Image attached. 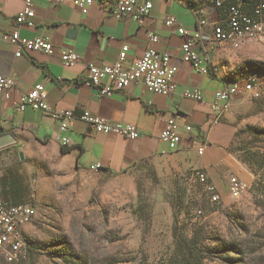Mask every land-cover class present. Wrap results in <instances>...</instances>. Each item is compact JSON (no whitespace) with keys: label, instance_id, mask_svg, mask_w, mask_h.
I'll return each mask as SVG.
<instances>
[{"label":"rangeland","instance_id":"rangeland-1","mask_svg":"<svg viewBox=\"0 0 264 264\" xmlns=\"http://www.w3.org/2000/svg\"><path fill=\"white\" fill-rule=\"evenodd\" d=\"M179 1L223 16L215 0ZM222 49L227 75L255 90L232 98L218 130L264 194V40ZM19 153L0 152V185L3 178L14 181L38 215L27 230L29 255L18 264H264V198L254 192L231 198L229 174L217 180L204 171L164 174L149 163L111 174L77 170L48 146ZM208 185L221 195L219 203L211 202ZM0 264L8 263L0 257Z\"/></svg>","mask_w":264,"mask_h":264},{"label":"crops","instance_id":"crops-1","mask_svg":"<svg viewBox=\"0 0 264 264\" xmlns=\"http://www.w3.org/2000/svg\"><path fill=\"white\" fill-rule=\"evenodd\" d=\"M115 1L95 0L83 13L70 0L60 5L56 0H33L34 16L29 20L34 27L16 28L14 21L24 8V0H0V76L11 78L17 84V91L9 99L0 93V128L4 135L12 134L16 139V144L10 147L19 153L31 145L48 146L77 170L99 166L111 174H125L140 164L149 163L164 174L204 171L214 180L229 174L252 185L253 175L245 164L228 153L221 138L223 132L218 130L223 113L215 108V94L227 83L223 80L225 72L219 70L216 76L195 71L191 63L182 60L185 38L163 22L167 17H174L186 31L194 32L193 9L179 0H146L153 6L150 16L143 24H137L112 14ZM13 32L21 39L43 38L52 44L54 55L17 56L15 48L2 39L3 35ZM151 33L159 37L157 44L149 42ZM123 46L129 47L127 67L149 49L168 54L176 69L174 91L169 95H155L131 85L110 97L100 98L95 90L76 84L85 74V65H111L118 60ZM221 49L209 47L210 58L219 67L223 64L219 61ZM62 52L75 53L81 63L66 68L60 60ZM193 52L203 56L199 48ZM201 67L207 68L206 63ZM233 81L228 80L229 84ZM37 85H43L47 91V103L53 112L74 110L81 116L88 110L110 123L135 126L139 138L131 141L122 136L100 134L80 119L64 134L59 121L49 115L29 106L17 111L20 94ZM185 92L198 94L202 100L186 98ZM170 120L175 121L182 139L176 151L169 150L160 140ZM188 125L193 128L191 133L186 130ZM64 137L69 139L66 145L61 143ZM191 138L208 142L203 155L192 147ZM62 147L69 152L62 154Z\"/></svg>","mask_w":264,"mask_h":264},{"label":"built area","instance_id":"built-area-1","mask_svg":"<svg viewBox=\"0 0 264 264\" xmlns=\"http://www.w3.org/2000/svg\"><path fill=\"white\" fill-rule=\"evenodd\" d=\"M66 0H56L57 4H62ZM83 13L95 3V0H70ZM101 3L105 0H99ZM33 0H24V8L17 15L14 25L16 28L26 26L34 27V23L29 20L34 16L32 10ZM214 10L223 14L220 18H215L209 11L204 9H193L196 19V30L186 31L174 17L163 19L169 28H176L178 33L185 38L182 46V60L191 63L194 70L200 74L210 72L219 75V70L225 72L223 80H226L225 87L215 94V108L224 113L225 106L230 103L232 98L241 91L250 92L255 88L246 82L241 84L233 81L227 75V66L215 65L210 58L209 47L228 48L238 47L239 43L252 38L264 40V0H215ZM152 3L146 0H116L112 9V14L118 19H132L137 24H143L144 20L150 16ZM2 39L11 44L17 56L24 53L54 55V48L51 43L43 38L21 39L17 32L6 34ZM149 42L157 44L159 37L151 33ZM194 48L203 51V56H198L193 52ZM129 47L123 46L118 60L111 65L99 66L96 64L85 65V74L80 77L76 84H82L89 89L95 90L98 96L110 97L116 92L126 90L129 86L135 85L155 95H169L174 91V76L176 69L171 64V57L166 53H158L154 50H146L143 56L134 64L127 67ZM60 60L66 68H72L81 63V59L73 52H62ZM206 63L207 68L201 65ZM219 67V69H218ZM225 78V79H224ZM228 79V80H227ZM225 82V81H224ZM17 91V84L11 78L0 76V93H5L6 98ZM186 98L201 101L202 97L198 94L185 92ZM27 106L44 115H49L59 121L60 131L67 134L71 124L80 119L87 123L97 133L105 135H117L127 140L135 141L139 138V132L135 126L124 124H113L101 119L88 110H84L81 116H77L74 110L53 112L47 103V91L43 85H37L29 92L20 94V102L16 104L17 111H23ZM189 133L193 128L191 125L186 129ZM4 135V130L0 128V136ZM160 140L169 150L176 151L182 141L177 131L174 120H170L162 131ZM69 139H61L63 145L68 144ZM192 147L199 155H203L209 146L206 140L191 138ZM91 171H99V166H93ZM264 185V165L262 168ZM204 181V175H201ZM229 195L235 200L251 194L253 185H249L238 177H232L229 182ZM208 195L212 203H219L221 195L213 185L207 187ZM258 199H263L264 194L254 192ZM37 210L29 203L12 204L4 200L0 187V257L8 264H18L25 260L29 255V242L27 230L37 219Z\"/></svg>","mask_w":264,"mask_h":264},{"label":"trees","instance_id":"trees-1","mask_svg":"<svg viewBox=\"0 0 264 264\" xmlns=\"http://www.w3.org/2000/svg\"><path fill=\"white\" fill-rule=\"evenodd\" d=\"M103 3V2H102ZM69 152V150L67 148L62 147L61 149V153L62 154H67ZM264 165V154H263V161L261 164V171ZM1 190H2V195L5 201L12 203V204H21V203H25V201L23 199H20V196L17 195L16 193V186L14 185L15 182L12 180H8L7 178H3V180L1 181ZM255 185H253V191L254 192H261V191H257L258 189H255ZM262 193V192H261Z\"/></svg>","mask_w":264,"mask_h":264},{"label":"water","instance_id":"water-1","mask_svg":"<svg viewBox=\"0 0 264 264\" xmlns=\"http://www.w3.org/2000/svg\"><path fill=\"white\" fill-rule=\"evenodd\" d=\"M16 144V139L12 134H6L0 136V151L9 148ZM20 160H24V156L22 153H19Z\"/></svg>","mask_w":264,"mask_h":264}]
</instances>
